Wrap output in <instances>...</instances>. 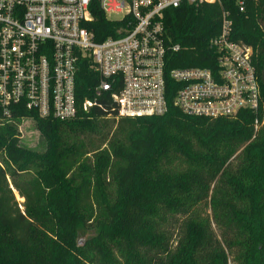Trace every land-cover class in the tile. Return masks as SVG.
<instances>
[{
	"label": "trees",
	"instance_id": "1",
	"mask_svg": "<svg viewBox=\"0 0 264 264\" xmlns=\"http://www.w3.org/2000/svg\"><path fill=\"white\" fill-rule=\"evenodd\" d=\"M224 14L232 39L254 50L257 111L185 115L169 81L168 113L117 118L83 62L77 99L102 106L66 121L38 117L34 146L0 127V264H264V0L169 10L165 39L181 47L171 67L214 69L209 43ZM94 15L104 39L115 25Z\"/></svg>",
	"mask_w": 264,
	"mask_h": 264
},
{
	"label": "built area",
	"instance_id": "2",
	"mask_svg": "<svg viewBox=\"0 0 264 264\" xmlns=\"http://www.w3.org/2000/svg\"><path fill=\"white\" fill-rule=\"evenodd\" d=\"M216 1L0 0V127L15 126L19 145L34 146L38 117L66 121L102 106L97 99H77L83 62L99 79L96 90L110 93L117 118L168 113L169 81L176 86L172 104L185 115L216 119L257 111L254 50L232 39L226 14L209 43L216 68L171 67L181 47L165 39L166 13ZM94 10L115 25L104 39L93 27ZM0 166L5 168L1 159Z\"/></svg>",
	"mask_w": 264,
	"mask_h": 264
},
{
	"label": "rangeland",
	"instance_id": "3",
	"mask_svg": "<svg viewBox=\"0 0 264 264\" xmlns=\"http://www.w3.org/2000/svg\"><path fill=\"white\" fill-rule=\"evenodd\" d=\"M115 127H113V130H114ZM14 188V187H13ZM15 189V188H14ZM16 190V189H15ZM14 195H15V199L18 201V203L20 204L21 208L24 209L23 207V204H24V201L25 199L23 197L20 196L19 192L16 190V194L14 192ZM82 242V244L84 243L85 241V238H80Z\"/></svg>",
	"mask_w": 264,
	"mask_h": 264
},
{
	"label": "water",
	"instance_id": "4",
	"mask_svg": "<svg viewBox=\"0 0 264 264\" xmlns=\"http://www.w3.org/2000/svg\"><path fill=\"white\" fill-rule=\"evenodd\" d=\"M80 244H82V242H80Z\"/></svg>",
	"mask_w": 264,
	"mask_h": 264
}]
</instances>
